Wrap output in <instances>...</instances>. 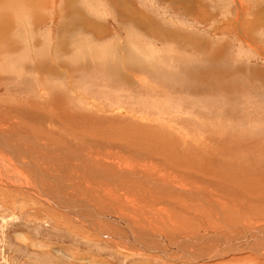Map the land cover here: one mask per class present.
I'll return each instance as SVG.
<instances>
[{"label": "rangeland", "instance_id": "rangeland-1", "mask_svg": "<svg viewBox=\"0 0 264 264\" xmlns=\"http://www.w3.org/2000/svg\"><path fill=\"white\" fill-rule=\"evenodd\" d=\"M0 136V264H264L202 258L231 223L264 222V0H0ZM4 142L46 169L38 186ZM194 181L222 198L171 189Z\"/></svg>", "mask_w": 264, "mask_h": 264}, {"label": "bare ground", "instance_id": "bare-ground-1", "mask_svg": "<svg viewBox=\"0 0 264 264\" xmlns=\"http://www.w3.org/2000/svg\"><path fill=\"white\" fill-rule=\"evenodd\" d=\"M15 3V2H14ZM3 43V42H2ZM6 46V45H5ZM13 48V47H12ZM40 61H42V60H40ZM44 63V62H43ZM36 64H37V62H36ZM39 64V63H38ZM47 65H48V63H47ZM110 67V66H109ZM50 69H48V71H49ZM47 71V72H48ZM51 71V70H50ZM49 71V72H50ZM51 73V72H50ZM52 74V73H51ZM50 74V75H51ZM113 107V106H112ZM48 118V117H47ZM3 121V120H2ZM12 125V124H11ZM11 125H9L10 127H11ZM12 128V127H11ZM13 130H12V135H15V128H17V127H15V126H13ZM10 130V129H9ZM15 132V133H14ZM0 138H2L1 136H0ZM79 138V137H78ZM15 140H17L16 138H15ZM4 141V140H3ZM5 144H4V150L8 153V156L13 160L14 159V157H17V160L15 161L16 163H18V165H15L16 163H13V162H10L9 163V167H8V169L12 172H14L15 174L17 173V174H19L20 175V177H24L23 179H25L26 177L25 176H27V174H25V176L23 175V173H22V171L21 170H25L26 171V168H27V170L29 169L30 171H29V174L32 176V178L30 177V179H31V182H33L34 183V185L36 184L37 186H38V184L34 181V174H35V172L33 171H31V170H34V169H41L42 171L44 170H46V169H43L42 168V166H39V165H36V160L35 159H31V163H29V161L28 160H26V159H24L23 157H20V156H18V152H16V148L14 147V146H11L9 143H7V142H4ZM24 143H25V141L24 140H22V141H18V147H19V149L21 150V151H25V150H27L26 149V146L24 145ZM21 145V146H20ZM23 145V146H22ZM25 146V147H24ZM229 148V147H228ZM66 150H68L67 148H66ZM233 150V149H232ZM122 150H119L117 153H118V155L120 154V152H121ZM219 151V150H218ZM237 151V150H236ZM5 153V152H4ZM116 153V154H117ZM122 153V152H121ZM242 153V152H241ZM224 154V153H223ZM245 154V153H244ZM1 155V154H0ZM4 155H6V154H4ZM3 155V156H4ZM125 155H127V153H125ZM222 155V154H221ZM3 156H2V158H3ZM224 156H226V155H224ZM5 157V156H4ZM7 157V156H6ZM5 157V158H6ZM65 157H67V158H69V156H65ZM100 157V156H99ZM7 159V158H6ZM11 159H10V161H11ZM64 160H63V162H61V163H59V164H62V165H59V164H57L56 166H54L56 169H57V166L60 168V172H62L64 175H65V173L66 172H69L70 171V162H67V163H65L66 162V160H68V159H65V158H63ZM121 159V158H120ZM126 158H123L122 160H125ZM8 160H9V158H8ZM52 162L53 161H50V164L52 165ZM54 163V162H53ZM236 163V162H235ZM241 163V162H240ZM49 163H47L46 165H48ZM45 165V166H46ZM233 165H235L236 166V164H234L233 163ZM233 165H231V166H233ZM241 165V164H240ZM230 166V165H229ZM243 166V165H242ZM245 166H246V164H245ZM41 167V168H40ZM234 167V166H233ZM236 167H238V166H236ZM227 168V167H226ZM243 168V167H242ZM245 168V167H244ZM247 168H248V166H247ZM75 169V168H74ZM228 169V168H227ZM237 168H235V170H236ZM238 169H240V168H238ZM15 170V171H14ZM36 170V171H37ZM72 171V170H71ZM245 171V170H244ZM74 172V171H73ZM260 172H261V170H260ZM26 173V172H25ZM47 173H50L49 171H47ZM72 173V172H71ZM208 173H210V172H208ZM40 174V173H39ZM55 174V173H54ZM68 174V177H69V173H67ZM73 174V173H72ZM19 175H17V176H19ZM30 175H28V176H30ZM36 175V174H35ZM41 175V174H40ZM50 175H51V173H50ZM50 175H49V183L50 184H52L53 183V180H52V177H50ZM4 176V175H3ZM16 176V177H17ZM42 176V175H41ZM43 177V176H42ZM255 177H257L256 179H257V181H258V183L260 184V183H262V182H264V176H262V175H260V176H254V178ZM44 178V177H43ZM192 180H193V178L192 177H190ZM38 180V181H41L39 178H35V180ZM244 179V178H243ZM74 180V179H73ZM252 180H253V177H252ZM43 181V180H42ZM42 181L40 182L41 184H42ZM44 181H45V183H47V179L46 178H44ZM75 181V180H74ZM252 182V181H251ZM79 183V182H78ZM188 183V182H187ZM194 183L196 184V185H198L197 187L195 186V185H192V186H195L194 188H191V186H189V187H178V186H172V190H174V191H176V192H178V193H183V194H185V195H180L179 194V197H181V198H191V197H194V195L195 194H198V195H202V196H204V195H206V196H208V197H210L209 199H212V200H219V199H221L220 197H218V195L220 194L217 190H212L210 187L209 188H205V187H199L200 185H201V183H197V181H194ZM35 185V186H36ZM42 185H44V184H42ZM26 186V185H25ZM33 186V185H32ZM31 186V187H32ZM52 187V186H51ZM54 187V186H53ZM259 187V186H258ZM36 188V187H35ZM38 188V187H37ZM175 189H178L179 191H181V192H179L178 190H175ZM207 189H209L207 192H205ZM258 189V188H257ZM30 190H32L33 191V189H30ZM39 191L38 192H40L41 191V189H38ZM49 190V189H48ZM59 190H60V188H59ZM36 191V190H35ZM63 191V190H62ZM209 191H211L212 192V194H210V193H208ZM56 192V191H55ZM61 192V191H60ZM64 192V191H63ZM254 192V191H253ZM150 193H152V192H149V193H147L146 194V196H147V198L149 199V197H148V195H150ZM156 193V192H155ZM48 194V193H47ZM170 194V193H169ZM175 194V193H174ZM255 193H248V199L250 198V199H252V196L254 195ZM172 195V194H171ZM215 195H217V196H215ZM48 196V195H47ZM54 196L55 195H53V198H54ZM65 196V195H64ZM44 197V196H43ZM80 197V196H79ZM82 197V196H81ZM150 198H152V196L150 195ZM63 200H64V204L66 205V206H71L73 203H71L70 201H69V199H68V197L67 196H65L64 198H62ZM66 199H67V201H66ZM82 199V198H81ZM258 199H259V196H258ZM82 201H84V202H82V204L81 205H78L77 206V200H75L74 201V209L72 208L71 210L73 211V213L74 214H79V215H81L80 214V211H82L83 209H85V208H87V207H90V206H92L93 204V202H92V200H91V198H88V199H85L84 197H83V200ZM229 201V200H228ZM53 202H54V200H53ZM252 202V201H251ZM56 203V202H55ZM172 203H174V202H172ZM182 203V202H181ZM181 203H178V204H181ZM184 203H186V202H184ZM241 203H244V201L243 200H238L237 201V203H235L234 205H232V209L233 210H235V209H237L238 208V206L241 204ZM55 205V204H54ZM72 205V206H73ZM152 205V204H151ZM153 205H155V204H153ZM156 206V205H155ZM147 210H145L140 216H138V217H136V218H139L140 219V223H144V222H153V218L154 217H158L159 215H157V212H154L153 213V211L150 209V204L147 206ZM151 208H153L152 206H151ZM249 211H251V213L253 214V215H256V213H257V210L256 209H258V207H256L255 208V206L252 204V205H249ZM86 211V213H87V215L89 216V218H91L92 220V223H93V225H94V227H96L97 229H100V236L102 237V238H104L106 241H108V242H111V243H113V244H115V245H117V246H119L121 249L120 250H124L125 252H129L130 251V253H141L142 251H140V250H138V251H134L133 250V248L131 247V246H129L128 245V243H127V241H126V239H122V238H125L126 237V235H125V233L126 234H128V230H122V229H118V231H119V233L116 231V228H113L114 227V225H112L113 227H111V228H113V229H111V231H112V233L110 232V230L107 228L108 226H110V225H108V226H106L105 228H107L106 230H105V228H103V229H101V227L104 225H102V226H100L99 227V225L97 224V221H98V219H96L97 217H96V215H95V213L97 212L96 210H91V207L90 208H88V209H86L85 210ZM254 211V212H253ZM94 217H96V218H94ZM133 217V216H132ZM253 217H251V215H250V217L246 220V223H247V225L248 226H237L236 224L237 223H234V224H230V227H233V228H231L230 229V227L228 228V226L226 227V229H224V230H221V233H223V232H227L228 233V236H222L224 239H222V241H220L219 242V244H220V246H218L215 250H213V252L214 253H209V254H207V255H205L204 257H202V258H209L210 260H213V259H219V257H220V255H221V257L223 256L222 254H220V252L221 251H219L220 250V248L222 249V247H224V248H226V249H228L229 251H231L230 253H241V250L243 251V250H246V249H249V247L251 248V249H249V250H247V251H249L250 253H252V256H254L256 253L258 254L257 255V257H259L260 255V253H264V229L262 228L263 226H264V222H263V220H261V221H256L255 219H252ZM63 219V218H62ZM100 219V218H99ZM101 220V219H100ZM138 220V219H137ZM158 220H159V218H158ZM226 221V220H225ZM225 221L223 220V222H221V224H224V226H225ZM254 222H258L257 224H253ZM103 223V222H102ZM152 224V223H151ZM154 225V224H153ZM253 225H256V226H253ZM164 226H168L167 224H164ZM253 226V227H252ZM246 227H252V228H256V229H254L253 230V232L252 233H249L248 232V230H246ZM155 228V227H154ZM228 229V230H227ZM263 229V230H262ZM113 230H114V232H116V235H114V237L112 236V234H113ZM141 233V232H140ZM115 234V233H114ZM82 236H83V234H82ZM21 238H23V239H25V237L24 236H20ZM97 238H98V236H96ZM227 237H229L230 238V240L229 239H227ZM255 237H259L258 239H259V243L255 246V244L256 243H253L252 245H249L248 247H246L245 245L246 244H248V243H250V241H251V239L252 238H255ZM94 239V236H92V240ZM187 239V238H186ZM22 240V239H21ZM98 240V239H97ZM100 240V239H99ZM104 240V241H105ZM257 240V239H256ZM244 243V245H240V243ZM253 247V248H252ZM227 250V251H228ZM222 251H223V249H222ZM226 251V250H225ZM254 251H255V253H254ZM247 253V252H246ZM226 254V253H225ZM237 255V254H236ZM225 256V255H224ZM229 257V256H228ZM239 258H241V256L240 257H232V259H231V261L232 260H237V259H239ZM243 259V258H242ZM90 260V259H89ZM203 260V259H202ZM228 260V259H227ZM92 261V260H91ZM90 262V261H89Z\"/></svg>", "mask_w": 264, "mask_h": 264}]
</instances>
